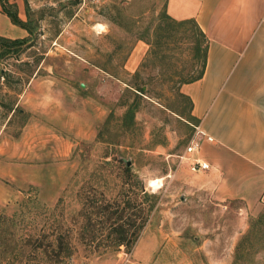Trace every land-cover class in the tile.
<instances>
[{
  "label": "rangeland",
  "instance_id": "1",
  "mask_svg": "<svg viewBox=\"0 0 264 264\" xmlns=\"http://www.w3.org/2000/svg\"><path fill=\"white\" fill-rule=\"evenodd\" d=\"M27 4L35 31L0 59V264H231L264 208L189 168L201 133L181 87L200 65L184 27L153 53L166 0ZM253 235L239 264H264Z\"/></svg>",
  "mask_w": 264,
  "mask_h": 264
},
{
  "label": "crops",
  "instance_id": "2",
  "mask_svg": "<svg viewBox=\"0 0 264 264\" xmlns=\"http://www.w3.org/2000/svg\"><path fill=\"white\" fill-rule=\"evenodd\" d=\"M9 2L26 20L24 0ZM166 11L177 20L194 19L208 39L202 76L181 87L204 133L190 155L209 168L197 173L215 199L259 212L264 208V0H166ZM27 35L0 5V36Z\"/></svg>",
  "mask_w": 264,
  "mask_h": 264
},
{
  "label": "trees",
  "instance_id": "3",
  "mask_svg": "<svg viewBox=\"0 0 264 264\" xmlns=\"http://www.w3.org/2000/svg\"><path fill=\"white\" fill-rule=\"evenodd\" d=\"M25 2V7H26V15L27 19L26 20H21L18 15H17V8L16 5L13 3H10L9 0H0V5H1V10L7 16L10 18L12 23L19 25L23 28H25L28 31V34L31 36L33 35L35 31V24H33L32 19L29 17V11H28V4L27 0H24ZM159 23L157 27H155V33H154V46L156 44V47H153V53L157 55L160 59L166 58V54L161 51L159 48V45H164L165 42L167 41L168 38L172 36V30L175 28L176 29L180 27H184V32H182L184 35H186V30H189L188 37L191 39V42H193V45L191 47V50L193 51V58L195 59L194 61L197 62L199 61L200 69L199 71L187 78L186 80L182 81V84L188 83L191 81H194L198 78H200L203 74L205 62H206V54H207V36L204 34V32L200 29L198 24L195 22L194 19H181L177 20L171 17L167 11H163L162 13L159 14ZM181 34V33H180ZM29 37H24V38H15V39H9L3 36H0V59L6 56H12V54H18L20 47L22 44L26 43L28 41ZM158 46V47H157ZM0 74L4 76L6 74L5 71H0ZM138 91L141 93H144V89L142 87L136 88ZM185 99L187 100L188 104L190 105L191 108V101L190 98L184 94L181 93ZM135 101V100H134ZM132 101V103H129L127 106V109L124 113V120L127 122H130L133 120L134 113L136 110V103ZM11 112V117L7 120L6 124L12 121V118L16 115H21L22 110L19 107H9L8 112ZM190 119H193L196 121L197 124V119L189 114ZM187 119V118H186ZM257 224H263L264 225V212H262L258 217L254 218L252 221V232L249 234H246L239 243L236 246V251H235V256L231 264H239L240 259L242 258V251L240 250L239 247L245 242L248 241L251 236H254L253 234L255 233V228L257 227ZM259 231V229H258ZM252 234V235H251ZM257 235V234H256ZM262 238V235H258V238L256 240H259Z\"/></svg>",
  "mask_w": 264,
  "mask_h": 264
},
{
  "label": "built area",
  "instance_id": "4",
  "mask_svg": "<svg viewBox=\"0 0 264 264\" xmlns=\"http://www.w3.org/2000/svg\"><path fill=\"white\" fill-rule=\"evenodd\" d=\"M196 129L197 133H201V135L204 134L202 131L199 130L198 126L196 127ZM206 138L208 140H211V137L207 136ZM199 143V139H193L185 149V152L189 154V156H186V159L189 160V168L193 172H198L209 168V164L206 161L190 155L199 149ZM183 157L184 156H182V158Z\"/></svg>",
  "mask_w": 264,
  "mask_h": 264
},
{
  "label": "water",
  "instance_id": "5",
  "mask_svg": "<svg viewBox=\"0 0 264 264\" xmlns=\"http://www.w3.org/2000/svg\"><path fill=\"white\" fill-rule=\"evenodd\" d=\"M129 164V161L128 162H126V165H128Z\"/></svg>",
  "mask_w": 264,
  "mask_h": 264
}]
</instances>
